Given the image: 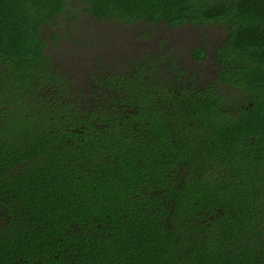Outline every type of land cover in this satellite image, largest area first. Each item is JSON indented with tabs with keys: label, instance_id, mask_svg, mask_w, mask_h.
I'll list each match as a JSON object with an SVG mask.
<instances>
[{
	"label": "trees",
	"instance_id": "1",
	"mask_svg": "<svg viewBox=\"0 0 264 264\" xmlns=\"http://www.w3.org/2000/svg\"><path fill=\"white\" fill-rule=\"evenodd\" d=\"M63 12L224 27L215 78L175 46L71 74ZM0 264H264V0H0Z\"/></svg>",
	"mask_w": 264,
	"mask_h": 264
},
{
	"label": "rangeland",
	"instance_id": "2",
	"mask_svg": "<svg viewBox=\"0 0 264 264\" xmlns=\"http://www.w3.org/2000/svg\"><path fill=\"white\" fill-rule=\"evenodd\" d=\"M43 34L48 45L47 53L56 65L71 74L92 67L113 66L131 54L153 52L152 47L160 50L164 46H175L185 66L201 80L209 81L215 78L218 68L213 59L215 44L225 37L226 29L207 23L152 31V27L143 22L128 25L99 21L83 13L72 18L63 12L53 23L44 25ZM160 40L162 43L159 44ZM201 41L207 42V58L198 61L192 57L191 51Z\"/></svg>",
	"mask_w": 264,
	"mask_h": 264
}]
</instances>
